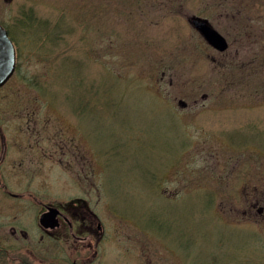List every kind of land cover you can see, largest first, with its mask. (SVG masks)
<instances>
[{
  "label": "rangeland",
  "instance_id": "374dc122",
  "mask_svg": "<svg viewBox=\"0 0 264 264\" xmlns=\"http://www.w3.org/2000/svg\"><path fill=\"white\" fill-rule=\"evenodd\" d=\"M239 3L0 0L18 51L0 127L63 128L75 143L9 151L0 225L36 242V199H80L103 226L91 264H264V37L223 56L189 23L234 40L225 9L233 19Z\"/></svg>",
  "mask_w": 264,
  "mask_h": 264
},
{
  "label": "flooded vegetation",
  "instance_id": "af4514ba",
  "mask_svg": "<svg viewBox=\"0 0 264 264\" xmlns=\"http://www.w3.org/2000/svg\"><path fill=\"white\" fill-rule=\"evenodd\" d=\"M238 2L241 3L232 8L233 19L230 18V12L225 9L226 30H224V34L229 37L227 31L229 27H232L234 40L226 39L228 46L223 56L232 47L243 52L248 47L247 39L250 37H253L254 41L264 37V13H260V9L264 10V0L256 2L238 0ZM51 129H55V127H35L26 131L16 130L13 132V138L10 139L5 135L4 129L0 127V181L7 180V176L10 174L18 176L17 173L11 171L10 174H6L7 166L11 165L9 164V151L19 153V148L22 149L19 145H22L26 149L32 150L34 155L45 144L43 140L46 143L56 144L58 137L52 135L56 131H51ZM12 143L13 148L10 146ZM60 155L62 157L67 155L66 148H62ZM256 188L258 190V187ZM7 194L11 195L9 192ZM14 197L19 198L16 195ZM38 204L37 228L40 237L36 242L26 230H17L9 225L10 222H3L0 225V264H69V258H67L69 255L73 259V264H91L97 258L98 248L103 237V228L99 218L89 205L80 199L64 203L38 202ZM48 210L54 212L55 220L45 227L41 225L40 217ZM47 249L48 253H46ZM52 250H57L59 253L64 252V257L53 262L49 257ZM88 251L90 252L88 258L78 261L77 257H82ZM41 252L46 253L48 258L42 256Z\"/></svg>",
  "mask_w": 264,
  "mask_h": 264
},
{
  "label": "water",
  "instance_id": "95a60500",
  "mask_svg": "<svg viewBox=\"0 0 264 264\" xmlns=\"http://www.w3.org/2000/svg\"><path fill=\"white\" fill-rule=\"evenodd\" d=\"M193 25L202 33L206 40L217 50L226 49L225 40L207 22L194 20ZM16 67V51L9 39L8 33L0 26V87L4 86L13 76ZM47 220V215L42 217L41 222Z\"/></svg>",
  "mask_w": 264,
  "mask_h": 264
},
{
  "label": "trees",
  "instance_id": "16d2710c",
  "mask_svg": "<svg viewBox=\"0 0 264 264\" xmlns=\"http://www.w3.org/2000/svg\"><path fill=\"white\" fill-rule=\"evenodd\" d=\"M24 17H25V21H26V24H27V26L29 25V23H32V18H33V15L32 14H26V15H24Z\"/></svg>",
  "mask_w": 264,
  "mask_h": 264
}]
</instances>
